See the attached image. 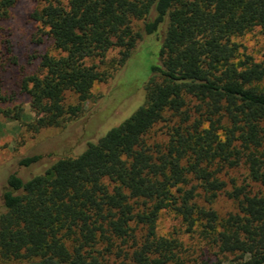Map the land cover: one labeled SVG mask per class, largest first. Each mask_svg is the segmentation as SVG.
Returning a JSON list of instances; mask_svg holds the SVG:
<instances>
[{
    "label": "trees",
    "instance_id": "trees-1",
    "mask_svg": "<svg viewBox=\"0 0 264 264\" xmlns=\"http://www.w3.org/2000/svg\"><path fill=\"white\" fill-rule=\"evenodd\" d=\"M21 1L0 0V34ZM38 1L32 19L54 53L39 56L37 71L21 85L37 115L36 131L83 113L94 86L108 77L87 62L118 49L122 67L143 34L157 33L166 21L168 26L145 102L131 117L115 127L110 121L118 111L96 143L87 141L27 181L9 176L1 258L211 264L217 257L264 264V61L235 41L256 28L264 32V0ZM3 85L0 58V104L8 101ZM67 93L79 102L67 105ZM1 114L22 116L0 108ZM161 124L165 140L151 142ZM43 159L26 157L20 166ZM240 172L243 180L231 177ZM222 196L235 206L225 217L213 208ZM168 213L205 243L201 256L188 258L179 238L160 233Z\"/></svg>",
    "mask_w": 264,
    "mask_h": 264
},
{
    "label": "rangeland",
    "instance_id": "rangeland-1",
    "mask_svg": "<svg viewBox=\"0 0 264 264\" xmlns=\"http://www.w3.org/2000/svg\"><path fill=\"white\" fill-rule=\"evenodd\" d=\"M39 7L38 0H22L2 23L0 58L3 64V96L8 101L1 103L0 108L21 111L22 116L15 120L12 115H0V214L4 211L2 193L11 174L15 173L27 181L35 174L43 173L57 158L79 152L87 141L94 140L92 143H96V139L102 134V127L118 111L117 118L110 121L115 127L143 105L146 97L145 86L152 75V68L160 63V51L168 26L166 21L157 33L143 34L142 41L122 67L117 65L118 49L111 50L103 59L87 62L96 65L101 72H107L108 77L94 86L92 98L84 105L83 113L60 127L36 131L32 125L36 122L37 115L32 111L29 95L23 91L21 85L24 78L37 71L39 56L54 53L51 41L32 19V14ZM135 26L142 31V22H136ZM235 41L256 61H264V32L260 28L236 38ZM78 102L75 94H66L67 105H76ZM118 120H121L119 124ZM157 133L151 142L160 143L165 140V125H159ZM32 156H43L44 159L35 167L20 166L22 159ZM236 175L243 180V172L232 173L231 177ZM213 208L222 217L235 212L234 204L226 196L220 197ZM159 229L162 235L179 238L188 258L194 259L203 254L205 243L197 234L187 233L186 228L173 214L168 213L161 218ZM212 259L211 264H238L233 258ZM0 264L29 263L5 261L0 256Z\"/></svg>",
    "mask_w": 264,
    "mask_h": 264
}]
</instances>
